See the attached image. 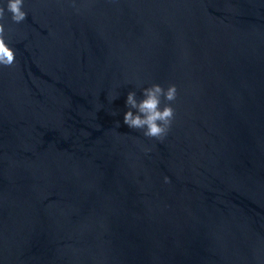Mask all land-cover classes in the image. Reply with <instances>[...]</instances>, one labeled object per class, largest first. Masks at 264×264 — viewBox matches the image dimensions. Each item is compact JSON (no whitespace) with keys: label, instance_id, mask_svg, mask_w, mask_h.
<instances>
[{"label":"water","instance_id":"obj_1","mask_svg":"<svg viewBox=\"0 0 264 264\" xmlns=\"http://www.w3.org/2000/svg\"><path fill=\"white\" fill-rule=\"evenodd\" d=\"M22 10L0 20V264H264V0ZM153 84L177 88L163 141L123 123Z\"/></svg>","mask_w":264,"mask_h":264},{"label":"clouds","instance_id":"obj_2","mask_svg":"<svg viewBox=\"0 0 264 264\" xmlns=\"http://www.w3.org/2000/svg\"><path fill=\"white\" fill-rule=\"evenodd\" d=\"M24 0H6V8L0 6V20L4 19L5 11L11 14L14 23L25 21L27 13L23 11ZM5 28L0 23V66L10 67L15 62V52L4 39ZM143 99L137 100L135 92H129L126 98L128 111L124 114L123 123L130 129L141 130L146 138L163 141L168 135L175 119V110L171 103L177 99L176 86L169 85L167 89L158 84L145 88L142 91ZM166 103L161 109V98ZM135 110V114L134 111ZM165 177V183H168Z\"/></svg>","mask_w":264,"mask_h":264}]
</instances>
